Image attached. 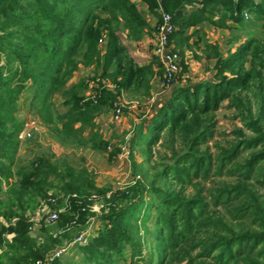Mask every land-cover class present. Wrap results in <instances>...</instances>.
Returning <instances> with one entry per match:
<instances>
[{"label": "trees", "instance_id": "1", "mask_svg": "<svg viewBox=\"0 0 264 264\" xmlns=\"http://www.w3.org/2000/svg\"><path fill=\"white\" fill-rule=\"evenodd\" d=\"M138 1L159 19V26L161 9L171 15L176 30L170 42L175 49L184 55L186 49L203 46L206 57L216 60L217 73L215 82L176 89L133 139L131 159L135 148L152 151L167 137L173 162L151 173L137 165L133 157L134 176L140 178L107 199L109 189L98 187L88 166L75 165L67 158L43 155L14 171L24 125L17 117L20 97L24 91L31 94V109L46 126L56 127L63 142L106 152L109 142L103 138L97 118L114 109L124 92L149 98L154 76L163 71L155 56L146 65L137 64L122 42L120 29L139 41L152 28L133 0H0V55L14 65L7 72L0 68V192L4 184L8 187L7 209L1 215L9 222L8 226L0 223V248H8L0 256V264L44 260L72 241L73 228L79 236L94 216L103 227L79 248L85 264H118L127 252L138 260L147 234H142L140 225H146L152 210L158 226L157 264H264V203L248 184L256 172L264 176V37L249 35L241 41L242 35H237L234 42L240 41L239 45L224 57L218 46L202 38L199 27L207 22L240 30L247 25L246 11L264 26V0ZM195 2H200L202 8L187 13L186 5ZM212 8L223 14L219 21H213ZM98 11L107 18L96 15ZM103 35L107 39L105 50L99 47ZM194 38L199 40L192 45ZM92 66L97 67L95 77L90 79L98 84L92 90L94 97L86 95L89 78L70 84L81 67ZM104 81L110 82L113 89ZM245 91L248 96L242 97ZM56 96L61 98L62 112L55 109ZM251 96L258 103L255 117L244 102L250 104ZM225 100L234 104L246 128L255 135L246 138L239 132L243 139L218 158L219 167H213L212 156L202 152L201 146L214 137L213 114ZM175 145L182 151L178 153ZM242 151L253 153L229 172L238 173L244 181L235 186L222 184L215 189L213 200L215 207L236 204L228 212L240 222L250 219L253 228L229 225L210 212L204 198H188L175 189L177 185L196 187L194 181L206 180L214 168L221 174ZM120 152H110L109 160ZM97 194L104 197L106 205L100 215L90 211L95 204L90 199ZM57 197L58 207L66 211L57 220L61 235L49 236L46 244L37 245L31 236L34 223L27 212L43 203L56 208L51 201ZM60 198L68 201L64 203ZM8 234L13 235L11 241L6 238ZM55 264L62 263L59 260Z\"/></svg>", "mask_w": 264, "mask_h": 264}, {"label": "rangeland", "instance_id": "2", "mask_svg": "<svg viewBox=\"0 0 264 264\" xmlns=\"http://www.w3.org/2000/svg\"><path fill=\"white\" fill-rule=\"evenodd\" d=\"M133 1L137 2L138 9L144 16V13L142 12L144 9L148 10L147 6L141 1ZM257 2H260V0H257ZM197 7V9H201L202 4L197 2ZM212 10L214 14L212 18L213 21H219V18L222 17L223 14L220 13L217 8H212ZM160 11L161 13L168 14L162 9ZM96 15L103 19L107 18V15L103 11H98ZM244 17L247 25H243L240 30L221 28L207 22L203 23L199 26L202 30V38L208 43L218 46L224 57H227L230 50L234 52L236 47L239 45L240 41L236 43L234 42V38L237 35H242L241 41H244L249 35L256 36L258 39L263 38V24L260 21L253 20L256 18L248 11L244 13ZM227 25H231V22L227 21ZM158 27L159 22L152 31L146 33L147 36H149L148 38H145L144 36L143 39L145 38V40L141 39L139 41L130 39L128 36V31L123 30V28L120 29L119 35L123 44L127 47L129 55L134 58V60L136 59L140 66L148 64L145 63L147 60L146 57L140 58L141 54L144 56L149 54V59L151 57V60L153 56H155L152 53L157 42L156 36L158 33ZM102 40V43L99 41V47L105 50L107 40L106 36L103 35ZM198 40V38H194V40H192V45H195ZM130 41L138 42V45L131 47L127 44ZM178 52L181 56V74L178 79L173 84H171V86H168L165 83L164 73L161 71V74L154 76L151 82L152 90L151 96L149 98L139 97V95H136V93L134 94L132 92H124L119 97L118 102L121 101L127 106V108L124 109L120 120L117 121L114 118L115 108L97 118V126L99 127L105 141H108L109 145H111V151H93L92 149L83 148L81 146H72L70 142H63L58 137L56 127L46 126L37 116V114L31 109V94L28 91H24L20 97L19 112L17 114L18 119L22 121L24 125L19 136L20 147L16 159L17 167H14V171L16 172L19 168L29 165V163L32 162L36 157L43 155L48 157L55 155L56 158L61 159L67 158L75 165H87L89 170L95 175L98 187H106L109 189L105 195V197L109 199L112 193L126 189L128 186L133 185L135 181L140 178L134 176L135 170L132 164L133 157L137 165H143V170L149 169L151 170V173H154L162 169L165 165L172 163L173 154L170 151L169 139H167V137H164V139H162L158 146H156L152 151L145 152L141 150L142 148H135L132 159L131 150L133 139L135 138L140 126L146 127L148 125L150 119L171 98L176 89L187 84H197L208 81L215 82V75L217 73L215 69L216 60L206 57L203 46L201 48L194 46L193 49H186L184 55L181 53V51ZM248 66L250 67V65ZM9 67H14V65H9L7 63L6 57L1 54L0 68H4L5 72H7ZM86 69L87 68L85 67H81L78 71V75L76 76L78 77L77 79L80 78L79 81L81 79L89 78V87L92 86L91 89L86 92V95L89 96L93 93L92 90L94 89L95 81H90L95 77V73L93 71L95 69L97 70V67L94 66V68L90 69L89 71ZM156 70L158 71L159 68H156ZM258 71H261V68H258ZM99 74H101V70L99 71ZM262 79L264 81V70ZM177 83L180 85L176 89L172 88L173 86H176ZM70 84L72 85V82H70ZM110 89H113V87ZM246 96H248L247 91L242 94V97ZM251 97L250 104H248L246 100H244V102L246 107L251 109L252 115L255 117L257 114L258 103L253 96ZM53 101L56 105L55 109L62 112L64 109L61 105V98L56 96ZM130 103H133L132 106L134 105L135 107L129 108L128 104ZM213 122L215 123L214 137L210 139L207 144L201 146V151L209 152L213 158V167H219L218 158H220L225 152L233 149L234 146H236V144L243 139V137L238 134L239 132L242 131L244 137L246 138L254 137L255 134L246 128L243 122V117L240 115V111H238L234 104L229 100H225L221 103L220 109L213 114ZM175 147L178 153L182 151L178 145H175ZM115 149H120L121 152L116 158L110 161L109 153ZM251 153L253 152L242 151L235 160H232L231 163H228L225 166L226 168L221 174L216 172V169L214 168L206 180L202 178L194 181V183L197 185L196 187L189 186L185 188L182 185H177L175 189L188 198H192L193 196H200L204 198V201L209 204L210 212L222 217L227 224L232 226H241L244 228H253L254 226H252L250 219L248 221L246 220V222H240V220H235L233 213L231 215L228 212V209L233 206L235 207L236 204L229 206L222 204L218 207H215L213 200V193L215 189L219 188V186L222 184L227 183L231 186H235L239 184V182L241 183L244 181V179L238 173L233 174L229 171L231 167L244 164L248 159H250ZM261 169L264 170V163L261 165ZM137 171H139V169H137ZM248 184L260 196V200L264 203L263 174H261L259 171L256 172L253 180H251ZM198 190L199 192L197 193ZM7 191L8 187L6 184H4L2 191L0 192V223H3L6 226H8L9 222L4 216L1 215V213L7 209ZM50 195L52 196L53 194ZM55 199V202L51 201V204H53L56 208H52L51 205L44 203L33 207V209H29L27 212L28 217L34 223L31 236L37 241V245L46 244L49 240V236H53V238H59L61 235L58 221L54 224H48L46 222V218H48L51 213L58 212L60 216V214L66 212L64 207H58L57 201H59V197ZM60 200H63L64 203L68 201L67 198H60ZM90 200H93L95 202L94 205L96 206V208L91 207L90 211L96 215H100L106 206L104 197L97 194L93 195ZM91 219L87 226L82 229V231L88 229L89 226H91V222L98 220V218L95 216ZM140 228L142 234L147 233L145 239H143V253L141 258L138 260H133L131 258L130 252H127L124 259H120L118 264H157L158 253L155 249V235L158 226H156V213L154 210H152L146 225L141 224ZM71 233L72 235L70 238L72 241L69 244L64 243L63 246H61H68L69 249H67V251L63 254V257L60 259V261L62 264H85L83 253L80 252L79 249L81 245L74 243L79 231L73 228ZM92 237H94L93 234L90 238ZM12 238L13 237H8L7 239L11 241ZM7 250L8 248H0V256L5 254ZM236 264H244V261H240Z\"/></svg>", "mask_w": 264, "mask_h": 264}, {"label": "built area", "instance_id": "3", "mask_svg": "<svg viewBox=\"0 0 264 264\" xmlns=\"http://www.w3.org/2000/svg\"><path fill=\"white\" fill-rule=\"evenodd\" d=\"M176 30L175 26L172 23V17L169 14L162 13L161 25L158 27L157 33V42L154 48V55L160 61V64L163 68L164 73V81L168 86H171L181 74V56L180 53L175 49L173 43L170 42L171 34ZM103 40H100L102 43ZM109 88H112L110 82H105ZM98 84L95 82L94 88H97ZM95 92H93L89 96H95ZM127 104V103H126ZM133 103L128 104L129 108H134ZM115 108V120H120L123 111L127 106L121 101L117 102L114 106ZM112 147L109 145L107 151H111ZM55 202V200H52ZM44 204V203H43ZM95 206V205H94ZM93 208H96V206ZM46 207V206H45ZM59 218L58 212L51 213L48 218H46V222L48 224H54L57 222ZM92 220V219H91ZM90 234L89 230L83 231L74 241V243L84 246L89 241ZM67 251V247H62L60 249L55 250L51 255L47 256L44 260H38L35 264H55L56 261H59L63 254Z\"/></svg>", "mask_w": 264, "mask_h": 264}, {"label": "crops", "instance_id": "4", "mask_svg": "<svg viewBox=\"0 0 264 264\" xmlns=\"http://www.w3.org/2000/svg\"><path fill=\"white\" fill-rule=\"evenodd\" d=\"M196 6V7H195ZM198 7H197V2L195 3V4H193V5H186V12L187 13H190V12H192V11H194V10H196ZM142 13H144V17H145V19L147 20V22H148V24L150 25V27L152 28V30L158 25V22H159V19L156 17V16H154V15H152V14H149V12H148V10H146V9H144V11L142 12ZM193 32V30H191L190 31V33H192ZM149 36H147V34L145 35V38H148ZM145 38L143 39V40H145ZM128 45H130L131 47L132 46H137L138 45V42H133V41H130L129 43H127ZM152 54H154V51H153V53ZM146 57V61H145V63H149L150 61H151V57H150V59H149V54L148 55H146V56H144V55H140V58H145ZM134 59V58H133ZM150 61H149V60ZM135 62L136 63H138L137 61H136V59H135ZM139 64V63H138ZM92 68H94V66H92V67H89V68H87L86 70L87 71H89L90 69H92ZM95 71H96V69L93 71L94 73H95ZM80 73V72H79ZM76 75H78V72H76V74H75V76L73 77V79L71 80V82H72V84H76L78 81H79V79H77L78 77L76 76ZM180 85V84H179ZM178 83H177V85L176 86H173L172 88H174V89H176L178 86ZM91 87L92 86H90V89H91ZM91 91V90H90ZM161 105H163V104H161ZM97 121V120H96ZM91 226H89V228L87 229V230H89V234H90V237L92 236V234L94 235V236H96L97 234H98V232L100 231V229L102 228V227H100V226H103V224H102V222H100L99 220H94L93 222H91V224H90ZM10 238V237H13V235L12 234H8V235H6V238ZM9 240V239H8ZM67 249H69V247L67 246Z\"/></svg>", "mask_w": 264, "mask_h": 264}]
</instances>
